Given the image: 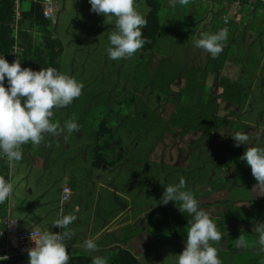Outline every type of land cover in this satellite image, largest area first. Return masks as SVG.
<instances>
[{
    "label": "rangeland",
    "instance_id": "obj_1",
    "mask_svg": "<svg viewBox=\"0 0 264 264\" xmlns=\"http://www.w3.org/2000/svg\"><path fill=\"white\" fill-rule=\"evenodd\" d=\"M54 3L57 22H52V29L64 43L62 72L84 85L80 97L60 108L65 113L70 109L69 117L80 131L57 132L80 141L81 133L87 140L84 144L92 142L90 158L88 163L82 155L71 159L60 143L54 148L49 137L39 145H23L22 159L12 162L10 168V204L13 213H18L13 216L23 220L25 228L38 224L45 214L57 220L64 208L67 212L78 202L84 206L83 191L95 193L90 194L93 202L102 182V196L104 193L105 198L112 199L119 195L121 203H130V208L121 212L120 222L110 225L121 226L115 240L97 243L95 252L83 247L77 253L94 256L121 245L129 248L141 264H176L191 217L179 212L175 202L163 205L159 201L164 186L176 184L183 177L185 189L194 194L221 233L222 239L212 243L218 247L222 264H264V253L258 251L253 231L264 222V196L253 191L257 182L250 166L240 159L247 147L264 146V11L243 7L239 11L242 21L225 24L221 2L189 0L173 8L163 0L161 17L166 34L160 37L157 48L139 49L130 58L113 61L107 57V48L114 26L103 27L109 22L101 19L102 15L87 12L88 0ZM23 6L27 8L29 3ZM136 7L145 16V0H136ZM24 28L36 36L33 24L27 21ZM98 29L102 34L97 47L88 49L80 44L82 31L88 36ZM220 29H227L228 37L216 58L195 46L202 33ZM104 117L121 139L120 146L108 157L115 158L121 151L123 159L115 166L95 168V131ZM51 119L62 129L59 115ZM237 132L248 136L246 145L236 146L231 136ZM62 149L63 153H58ZM36 153L45 155V165L36 164ZM83 176L86 185L81 181ZM92 176L101 180L91 181ZM112 178L114 181H106ZM127 178L130 187L127 182L122 185V179ZM65 184L75 191L61 204ZM111 218L113 215L104 212L103 222ZM89 222L91 232L100 230L101 223L95 218ZM87 227L90 230L85 223L86 231ZM238 239L246 240L247 247L239 246ZM22 260L29 261L28 253Z\"/></svg>",
    "mask_w": 264,
    "mask_h": 264
},
{
    "label": "clouds",
    "instance_id": "obj_2",
    "mask_svg": "<svg viewBox=\"0 0 264 264\" xmlns=\"http://www.w3.org/2000/svg\"><path fill=\"white\" fill-rule=\"evenodd\" d=\"M90 11L102 15L105 19L115 18V26L108 36L107 48L109 60L132 57L147 42L142 29L147 25L145 17L137 10L136 0H88ZM189 0H168L170 7L183 6ZM227 29L215 33H202L195 41L197 48L216 58L227 41ZM22 58L13 62L0 56V158H6L9 166L22 159V146L31 143L39 145L45 134H55L58 130L68 134L80 131L75 120H66L62 129L52 122L54 109H60L73 103L82 95L83 83L53 67H42L39 71L22 67ZM6 81V83H5ZM236 146L246 145L248 136L237 132L231 136ZM251 168L256 180L253 191L264 196V146L247 147L240 157ZM159 201L163 205L175 202L179 212L191 217L183 251L176 255V264H222L218 256V247L212 242L222 239L213 219L200 207L194 194L185 189V180L180 177L176 184L164 186ZM13 185L9 180L0 178V203L10 199ZM77 217L62 215L55 220L54 226L61 232L31 231L34 247L28 250L29 264H68L70 254L66 250V240L73 233L68 227ZM256 245L264 253V222L253 228ZM84 249L95 252L98 244L95 238L83 242ZM238 245L247 247V241L238 239ZM8 259L0 255V261ZM91 264H108L107 258L99 255L92 257Z\"/></svg>",
    "mask_w": 264,
    "mask_h": 264
},
{
    "label": "trees",
    "instance_id": "obj_3",
    "mask_svg": "<svg viewBox=\"0 0 264 264\" xmlns=\"http://www.w3.org/2000/svg\"><path fill=\"white\" fill-rule=\"evenodd\" d=\"M148 11L144 16L147 25L142 29V36L147 42L141 48L143 51L155 50L159 39L165 34L161 12L163 0H145ZM13 0H0V56H8L15 44L16 24ZM30 21L35 26L36 36L24 29L22 25ZM17 36L19 45L23 48L21 53L22 66L39 71L42 67H53L62 72V60L64 54L63 41L55 36L52 29V21L44 18L42 6L32 3L27 8L23 7L18 23ZM112 113V112H111ZM121 139L115 134L109 125L107 117H104L97 125L93 144L92 166H115L123 159L120 151L115 158H109V153H114L120 146ZM5 172L8 174V163L5 164ZM7 200L1 203V209H6ZM68 264H91L92 257L88 254L70 253ZM99 256L106 257L108 264H141L135 254L126 247L115 245L101 251ZM23 258L19 257L10 263L15 264Z\"/></svg>",
    "mask_w": 264,
    "mask_h": 264
},
{
    "label": "crops",
    "instance_id": "obj_4",
    "mask_svg": "<svg viewBox=\"0 0 264 264\" xmlns=\"http://www.w3.org/2000/svg\"><path fill=\"white\" fill-rule=\"evenodd\" d=\"M87 8H88L87 12H89L90 14L94 13V12L90 11V8H91L90 4H89V7H87ZM163 8H164V6H163ZM80 12H81V9H80ZM94 14L97 15L96 13H94ZM237 16H238V14L233 15L230 24H236V23L242 21V16H241V19L239 21H238ZM56 18H57V16H56ZM101 19L105 20V22H109V24L107 26H103V27L115 26V23H114L115 18L114 17L111 20L105 19V17H103ZM56 22H57V20L54 22V24H56ZM162 22H164L163 19H162ZM163 25H164V23H163ZM103 27H100L102 29V31H103ZM101 29H98V31H93V32L88 34V36H90L92 38L91 40L87 39V37H88L87 32L82 31L80 34V37H83V39H79L78 41L80 42V44H83L85 46V48H88L89 46L90 47L91 46L97 47V45L99 43H101V40H99V37H98L102 34V32H100ZM165 34H166V28H165ZM259 67L262 69L261 63H259ZM263 86H264V79H263ZM54 114L60 116V121H61L60 127L61 128H63V124L66 120H70V117H69L70 116V109L69 108L67 110V113L62 112V110L60 109V111H55ZM80 121H81V119H80ZM78 134L81 135L80 136L81 141L79 139H74V140L70 139L69 140L68 137L64 136L63 133H61V132H56L55 134H51V133L45 134L44 138L49 137L50 138L49 143H52V145H54V148L59 147V145L57 143H60V145H62L63 148L65 149L66 153L69 152L71 159H76L77 157L82 155L85 157L86 163H88V160L90 158V148H91L92 142L88 141L89 142L88 145L84 144L87 140H84V138L82 139L83 135L81 133H78ZM89 140H92V137L91 138L89 137ZM64 149L59 150L58 153H63ZM34 157H35V162L37 165H45L46 164L45 155H42L40 153L39 154L36 153L34 155ZM10 168H11V166H10ZM92 171H93V168L89 171V174L93 173ZM100 174L101 173H94L92 175L99 176ZM76 178L80 179V176H76ZM90 179H91V181H93L95 179L101 180L100 177L96 178L93 176ZM110 180L114 181L113 178L107 179L106 181H110ZM122 180H123V182H122L123 186L126 185V184L124 185V182H127V184H128V178H127V180H124V179H122ZM81 181L83 184L86 185L85 176L81 177ZM66 186L70 188L71 193L67 199H63L62 189ZM128 186H129V184H128ZM100 187H101V190L96 192L97 198H94L93 202L90 198V194L92 196V195H95V193L92 191H91V193L89 191H83L82 202H84V206H82L78 202L72 209L67 208L68 209L67 212H66L65 208L63 209L62 215H75L77 217V219L75 221H73L68 226L72 230V233H73L71 239L68 240L69 242L68 241L65 242V243L68 242V245H67L69 248L68 252H70V253L80 252L84 247L83 242L87 239V236H88V239L90 238V233L93 234V237H91V238H95L97 243H101V242L102 243H108L111 238L113 240H115L117 238L116 236H118V228H120L121 226L117 225L116 227L114 226L113 228H110L111 227L110 225H111V223H113L116 220L118 222H120L122 220V219L120 220L121 212L126 211L128 209V207L130 208V205H129L130 203H127V204L123 203L122 204L119 195L115 196V198H112V199L105 198L104 193L102 196V192H103L102 188L104 187L102 182L100 183ZM109 190L113 191V189H111V188H109ZM74 191L75 190H73L69 185H67V184L63 185L61 188V204L64 203L65 201H67L71 197L72 193H74ZM113 194L115 195L117 193L113 192ZM124 198L127 199V197H124ZM7 202H8L9 212L12 215L17 216L18 213H13V209L11 208V204H10V199H8ZM90 205H92V206H90ZM82 207H83V209H82ZM104 209H106V210L104 211ZM103 211L106 212L107 215H113V218H111V220H107L108 223L103 222V219H104V212ZM80 213H82V214H80ZM86 213H89V218L87 217ZM83 214H85V215L83 216ZM98 216H101V217L99 219H96V217H98ZM83 217H84V219H83ZM49 218L51 219V221H49ZM94 218L96 221L101 223V225L99 226L101 228L99 231H97V232L95 231L93 233V232H91L92 227H91V222H89V221L94 220ZM41 219L43 222H41ZM41 219H39L38 224L32 223V225L28 226L27 228H38V229H40V231H53V232L56 231V233L61 232L62 229H60L58 226H54L55 218L52 215L45 214L44 216H42ZM20 222H21L22 227L26 225V224H24L23 220H20ZM85 223L89 224L90 230H89V227H87V231H86ZM52 227H53V229H49Z\"/></svg>",
    "mask_w": 264,
    "mask_h": 264
},
{
    "label": "built area",
    "instance_id": "obj_5",
    "mask_svg": "<svg viewBox=\"0 0 264 264\" xmlns=\"http://www.w3.org/2000/svg\"><path fill=\"white\" fill-rule=\"evenodd\" d=\"M221 2L225 7V12L221 15L222 21L225 24H230L233 15L238 14V21L241 19L239 11L243 7L259 8L264 11V0H214ZM15 10V24H16V41L11 53L5 58L9 63L13 62L17 57H21L23 48L19 45V38L17 36L18 23L21 16L23 5L26 3H39L42 6L44 18L55 22L56 21V6L54 0H13ZM27 22V21H26ZM25 22V23H26ZM31 23L30 21H28ZM24 23V24H25ZM24 27V25H22ZM26 31L33 33L31 29L24 28ZM6 83V81H5ZM6 158H0V178L10 181V166L8 164V174L5 172V164H7ZM71 190L69 187L62 189L63 199H67L70 196ZM38 232V228H24L21 226L20 220L13 216L8 209V202L6 209L2 211L0 203V255L7 256L8 259L0 261V264L14 261L15 259L22 257L28 253L31 247H34V242L31 240L30 233ZM19 262V261H18ZM17 263V262H16Z\"/></svg>",
    "mask_w": 264,
    "mask_h": 264
},
{
    "label": "water",
    "instance_id": "obj_6",
    "mask_svg": "<svg viewBox=\"0 0 264 264\" xmlns=\"http://www.w3.org/2000/svg\"><path fill=\"white\" fill-rule=\"evenodd\" d=\"M15 264H29V261H26V260L23 261V260H22V261H19V262L15 263Z\"/></svg>",
    "mask_w": 264,
    "mask_h": 264
}]
</instances>
